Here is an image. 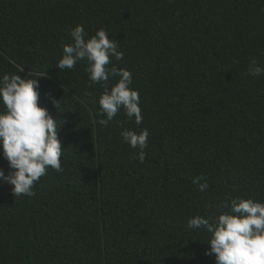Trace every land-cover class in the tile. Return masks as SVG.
Wrapping results in <instances>:
<instances>
[{
  "label": "trees",
  "instance_id": "trees-1",
  "mask_svg": "<svg viewBox=\"0 0 264 264\" xmlns=\"http://www.w3.org/2000/svg\"><path fill=\"white\" fill-rule=\"evenodd\" d=\"M77 24L124 52L113 63L139 91L142 163L120 136L137 127L123 109L98 123L103 87L84 62L55 66ZM250 57L264 64V0H0V75L44 73L39 103L62 122L63 149V172L49 168L32 197L0 180V264H214L187 219L264 201V75L245 74Z\"/></svg>",
  "mask_w": 264,
  "mask_h": 264
},
{
  "label": "clouds",
  "instance_id": "clouds-1",
  "mask_svg": "<svg viewBox=\"0 0 264 264\" xmlns=\"http://www.w3.org/2000/svg\"><path fill=\"white\" fill-rule=\"evenodd\" d=\"M109 32L99 28L89 35L84 26L77 24L68 29L67 39L59 41L61 55L55 66L59 70L74 69L84 62L89 87L101 84L97 98L104 118L98 123L107 126L120 112L133 121L136 128H121L122 140L133 149H139L134 158L145 160L149 132L139 128L143 123L139 91L132 87L133 74L126 67H118L113 60L124 59V52ZM18 67L11 74L0 75V155L8 162V171L0 168V180L10 184L13 196L32 197L34 186L51 168L63 172V149L58 138L62 122L54 119L48 109L39 103V77L30 71L24 78ZM248 76L264 75V64L249 58L245 73ZM57 109L61 100L51 98ZM200 192L209 189L207 178L201 174L192 180ZM215 215L196 214L187 219L189 229L206 233V255L214 257V264H264V201L251 197H231L221 201Z\"/></svg>",
  "mask_w": 264,
  "mask_h": 264
}]
</instances>
